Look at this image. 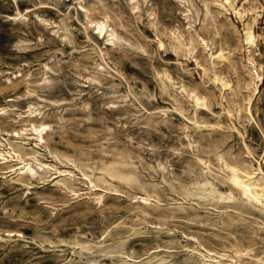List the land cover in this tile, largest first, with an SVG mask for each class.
<instances>
[{"label": "rangeland", "instance_id": "1", "mask_svg": "<svg viewBox=\"0 0 264 264\" xmlns=\"http://www.w3.org/2000/svg\"><path fill=\"white\" fill-rule=\"evenodd\" d=\"M262 2L234 1L256 15L253 90L250 14L215 0H0V141L49 165L0 164V264H213L203 247L264 264V201L219 159L264 181ZM103 16L117 39L96 32Z\"/></svg>", "mask_w": 264, "mask_h": 264}, {"label": "bare ground", "instance_id": "2", "mask_svg": "<svg viewBox=\"0 0 264 264\" xmlns=\"http://www.w3.org/2000/svg\"><path fill=\"white\" fill-rule=\"evenodd\" d=\"M187 1V0H184ZM235 0H215L216 4L225 12L228 10H232L235 16L241 20H245V16L250 14L248 19L243 23L242 32L239 34V41L245 45V49L247 51V61L248 65L250 64L252 70L249 69L248 76L251 86L253 90L257 88L258 83L256 81L261 82L262 80V67L257 63L255 57L253 55L257 54L254 50L257 49V41L258 36L253 30L252 23L254 22L256 15H254L251 9L248 6L243 4L239 5L238 7L234 5ZM262 6L264 7V0L262 2ZM186 12H190V7H185ZM207 10V7H206ZM86 14L87 10L85 9ZM19 13V12H18ZM210 17V16H209ZM212 19V18H211ZM94 24V28L96 32L101 36L104 34L107 36L108 41H112L113 39H117V33L112 26H109L107 22V17L103 16L101 18H97L92 21ZM50 33V32H49ZM161 44V42H160ZM242 46V45H241ZM242 48V47H241ZM244 48V47H243ZM190 51H193V47L190 48ZM245 51V50H244ZM250 55L251 53H253ZM212 54V53H211ZM213 58L216 59H224L225 56L222 50H217V52L213 55ZM246 61V60H245ZM105 65V64H104ZM117 74V73H116ZM225 84V83H223ZM127 88V87H126ZM220 93V92H219ZM189 97L193 99L196 104L204 103V97L198 94L195 91H190ZM2 109V112L5 110ZM209 113V112H208ZM50 128V124L46 122L43 118L38 119L36 121L30 122V128L34 132V138L37 140L36 144L43 143L45 141L44 134ZM1 131V129H0ZM14 135L20 136V132L15 130ZM6 145V146H4ZM21 145H13L10 142L3 143L0 141V164H4L9 161H16L20 164L17 168V173L21 176H32L37 173V169L33 167L32 162H35L36 166L41 167L43 171H45V167L49 168L48 164L39 162L37 159L32 156L33 160L25 159L27 155L26 152L22 151ZM222 164L229 172V181L233 185L234 188L238 190V192L247 200L249 201H256L261 202L264 201V181L262 176H257L254 171H250L244 167H240L237 163H232L224 160L222 157H219ZM205 162V161H204ZM34 164V165H35ZM65 172V170H63ZM61 172V171H57ZM63 179V178H62ZM59 180V179H58ZM92 186L95 184L89 180ZM232 195V192H228V196ZM142 202L146 203L150 200L149 194L145 191L142 195L137 196ZM100 201V197L97 198ZM204 253L199 252L200 255L203 257L204 260L212 261L213 264H222L224 262L223 256L224 253L216 252L211 249L205 248ZM236 254H239V250H234Z\"/></svg>", "mask_w": 264, "mask_h": 264}]
</instances>
